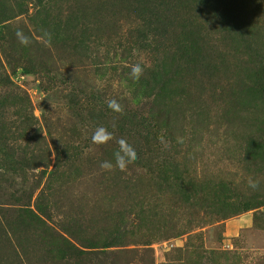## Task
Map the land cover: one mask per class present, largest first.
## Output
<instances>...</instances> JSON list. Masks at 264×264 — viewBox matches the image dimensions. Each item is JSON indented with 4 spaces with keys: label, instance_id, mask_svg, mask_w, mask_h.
I'll return each mask as SVG.
<instances>
[{
    "label": "rangeland",
    "instance_id": "374dc122",
    "mask_svg": "<svg viewBox=\"0 0 264 264\" xmlns=\"http://www.w3.org/2000/svg\"><path fill=\"white\" fill-rule=\"evenodd\" d=\"M160 1L0 0V172L8 179L0 183V207H34L44 183L43 178L34 189L41 167L18 163L20 157L34 153L25 149L28 141L40 142L42 136L51 156L49 169L57 154L82 151L83 156L76 170L62 168L53 188L57 207L53 219L71 217L76 226L90 221L89 234L101 241L116 233L126 240L92 249L87 259L67 260L49 256L31 232L12 228V241L21 250L16 253L0 241V264H264V204L224 218L206 206L213 200L207 192L218 183L233 188L241 199L264 197V164L247 160L244 149L262 124L264 103L249 92L250 71L243 68L252 49L264 52V0H210L220 11L233 13V25L241 35L234 37L246 40L227 42L223 51L232 66L223 64L201 91L192 88L178 110L162 105L170 97L156 95L153 82L162 54L157 49L151 52L159 38L146 34L143 19ZM195 9L203 38L220 39L212 30L221 18L211 16L202 5ZM17 30L31 38L30 46L18 42ZM44 31L52 34L50 48L40 42ZM172 31L169 28L167 35ZM144 38L150 39L149 47L142 45ZM141 61L144 74L132 79L131 66ZM116 65H125V70ZM70 89L76 93L74 102L68 97ZM95 92L127 97L125 107L148 118L167 136L162 141L180 172L172 183H193L194 190L203 192L192 193L190 201L180 200L170 189H157L160 180L146 167L137 169L139 183L135 179L122 183L114 176L117 170L105 171L101 162H91L93 154L118 148L117 141L124 138L107 128L114 139L106 145L92 143L97 127L86 111L96 107ZM26 117L31 123L20 131ZM20 171L24 179L17 174ZM249 178L259 181L258 189L249 187ZM202 193L207 197L201 198ZM126 249L130 252H120Z\"/></svg>",
    "mask_w": 264,
    "mask_h": 264
},
{
    "label": "trees",
    "instance_id": "16d2710c",
    "mask_svg": "<svg viewBox=\"0 0 264 264\" xmlns=\"http://www.w3.org/2000/svg\"><path fill=\"white\" fill-rule=\"evenodd\" d=\"M200 5L209 9L211 16L221 18L215 22L212 30L219 33L220 39L211 41L203 38V33L195 14V7ZM2 12L4 14L5 11ZM181 12H183L182 15ZM210 15L209 17H211ZM233 18L232 12L225 8L220 11L215 5L211 4L210 0H161L157 3L156 10L150 12L149 16L143 19L146 34L159 38V44L156 46L154 43L155 45L153 46L155 48L151 47L150 49L151 52L157 49V52L160 51L162 54L160 59H158L157 72L153 75V82L157 88L155 94L163 96L164 99L167 96L170 97L162 105L170 104L174 105L175 109H180L184 103V98L190 97L188 95H190L192 88H198L201 91L205 82L223 64L225 68L232 66V63L227 61L230 56L225 57L223 47L227 42H235L237 39L238 41L239 39L240 41L246 40L244 37L240 38V30L233 25ZM169 28H173L172 36L167 35ZM158 29H160L159 33L156 32ZM234 34L240 35L239 38L234 37ZM148 41L150 39L144 38L141 41L142 45L149 47L150 42ZM246 45L249 46L248 43ZM65 46H67L66 43ZM101 47L106 48L107 44L103 43ZM252 50V55L243 64V68L246 67L250 71L247 74V77L250 78L248 82L249 92L260 96L261 102L264 103V52L256 48ZM116 67H120L122 71L125 70V65H116ZM126 69L128 68L126 67ZM147 84L149 85V82ZM70 92L72 93H69L68 97L71 101H76L74 89H70ZM93 95L96 107L88 109L86 115L95 122L94 125L96 127L104 126L113 129L120 136L127 138L126 140H129L128 143L133 145L138 156L135 163L128 166L127 171L116 169L117 172L114 176L117 179H122V183L125 181L129 183L132 179H135L139 183L140 174L137 169L146 167L154 179L158 178L160 180L157 183V189H167V191L170 189V192L180 200L190 201L192 193L203 192L202 189L200 191L194 190L195 185L193 183L187 185L182 183L180 186L172 183V179L177 180L176 178L179 177L180 172L178 171L177 160L167 154V146L162 141V138L167 136L160 133L156 124L151 123L148 118L125 107V103L128 102L127 97L123 94L116 97L117 94H115L113 97L108 98L107 96L105 97L107 93L100 94V92H95ZM113 98L117 99L124 107L122 115L114 113L108 108L106 101ZM260 112L263 114L262 124L255 131V134L249 137L244 149L246 150V159H251L252 163L259 164L262 167V164H264V107L260 108ZM29 123H31V120L27 117L21 120L19 124L20 131H23L27 124L29 126ZM164 128L161 131L168 134L169 132L165 131ZM72 131L74 129H71ZM131 134H134L132 143L130 142L131 139H129ZM38 141L41 143L32 139L28 141L29 144L28 146L25 145V149H30L34 153H30L29 157H20L18 164H28L35 169L41 167L40 176L34 183V189L39 187L44 178L43 186L35 197L33 208L30 204L11 207L13 209L0 207V241L6 242L12 248V251L17 253L18 250H21V247L12 241V228L18 229L19 232H31L35 236V240L39 241V244L45 248L44 250L49 256L66 258L67 260L87 259L85 256L92 249L117 246L126 242V240L121 241L119 239L121 238L117 235L119 233L107 235L104 241H101V238L92 236L88 232V229H92L90 221L85 222L83 220V222H78L76 226L75 220L71 219V217L60 222L53 219L55 217L54 212L57 209L55 207V198L53 197V188H55L56 182L64 173L62 168H73V170H76V166L78 167L81 164L83 156L82 151L80 153L67 154L63 157L57 154L52 168L49 169L51 156L47 147H45V139L40 136ZM117 150L118 148L107 147L101 154H93L90 157V161L113 160V154ZM128 170H132L130 176L127 175ZM17 174L24 179L22 171ZM3 182L7 183L8 179L4 173L0 172V183ZM232 189L226 187L223 183L212 185V191L207 192V195L208 197L212 196L213 200L211 204L206 205L209 210L211 209V213L224 218L241 210L255 208L264 204V197L253 196L241 199L239 195L233 194ZM227 192H232L233 195H225ZM207 195L202 193L201 198L207 197ZM222 197H229V199L234 197L237 200L230 201L222 199ZM148 250L149 248L145 247L143 252L147 254ZM116 252L118 253V251ZM120 252L128 253L130 250L126 249ZM114 259L117 260V257ZM113 264H115L114 261Z\"/></svg>",
    "mask_w": 264,
    "mask_h": 264
},
{
    "label": "clouds",
    "instance_id": "9594fccd",
    "mask_svg": "<svg viewBox=\"0 0 264 264\" xmlns=\"http://www.w3.org/2000/svg\"><path fill=\"white\" fill-rule=\"evenodd\" d=\"M15 35L18 42L22 46L28 47L32 44L31 38L25 35L22 30H17ZM52 39V34L47 31H44L40 37V42L44 44L45 47L50 48L52 46ZM143 74L144 67H142V61L131 66L130 76L132 79L138 80ZM106 103L108 108L111 109L114 113L121 115L124 113V107L117 99L113 98L107 100ZM113 139V133L109 132L108 129L104 126H98L92 135V143L97 146L106 145ZM178 142H181L179 138ZM117 144L118 150L114 152L113 160L102 161L100 163L101 169L109 172L114 171L116 169L124 171L128 168L129 165L134 164L135 161L138 159L135 148L133 147V145L128 143L125 138H120L117 141ZM248 185L253 190H256L259 187V181L249 178Z\"/></svg>",
    "mask_w": 264,
    "mask_h": 264
}]
</instances>
